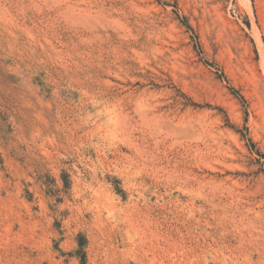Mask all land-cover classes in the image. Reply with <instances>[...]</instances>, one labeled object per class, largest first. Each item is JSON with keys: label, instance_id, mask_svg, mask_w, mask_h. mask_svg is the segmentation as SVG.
<instances>
[{"label": "rangeland", "instance_id": "rangeland-1", "mask_svg": "<svg viewBox=\"0 0 264 264\" xmlns=\"http://www.w3.org/2000/svg\"><path fill=\"white\" fill-rule=\"evenodd\" d=\"M0 264H264V0H0Z\"/></svg>", "mask_w": 264, "mask_h": 264}, {"label": "bare ground", "instance_id": "bare-ground-1", "mask_svg": "<svg viewBox=\"0 0 264 264\" xmlns=\"http://www.w3.org/2000/svg\"><path fill=\"white\" fill-rule=\"evenodd\" d=\"M95 130V129H94Z\"/></svg>", "mask_w": 264, "mask_h": 264}]
</instances>
